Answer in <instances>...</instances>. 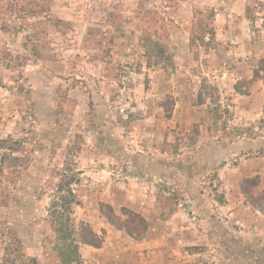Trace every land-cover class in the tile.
<instances>
[{
	"label": "rangeland",
	"instance_id": "obj_1",
	"mask_svg": "<svg viewBox=\"0 0 264 264\" xmlns=\"http://www.w3.org/2000/svg\"><path fill=\"white\" fill-rule=\"evenodd\" d=\"M199 10L215 14L213 43L192 44ZM263 30L264 0H0V140L20 142L21 160L0 261L12 233L26 258L60 260L48 209L78 172L73 221L104 238L80 245L83 264H264V216L241 190L259 176L264 196V109L248 79ZM158 44L170 60L150 67ZM106 206L116 222L143 216L144 238Z\"/></svg>",
	"mask_w": 264,
	"mask_h": 264
},
{
	"label": "trees",
	"instance_id": "obj_2",
	"mask_svg": "<svg viewBox=\"0 0 264 264\" xmlns=\"http://www.w3.org/2000/svg\"><path fill=\"white\" fill-rule=\"evenodd\" d=\"M214 17V12L210 10H199L196 12V21L193 24L192 44H195L198 39L204 42V38L207 35L209 43L215 41ZM208 20L211 22H208ZM197 32L200 33L199 36H197ZM155 46V48L148 46L147 50L150 67L159 66L165 58L166 60H170L169 57H165L166 49H163L159 44ZM153 60L155 61L153 62ZM258 67L254 71V79H263L264 76L261 77L259 74L261 72L264 75V59L259 60ZM199 97L201 99L202 94ZM19 143L12 139L0 140V151H6L0 157V209L8 205L11 192V187L8 185L11 183L15 184L19 177L16 163L21 160L19 157L13 156V154L20 151ZM76 173L68 176L66 179H61L56 185L54 199L48 209L49 224L57 237V244L52 249V251L56 250L58 252L60 258L56 264H83L80 245L101 248L104 243L103 236H99L90 225L81 223L77 227L73 221V205L77 204L78 201L76 191L72 188L75 181L78 180ZM260 185L259 176L247 178L243 180L241 190L253 208L264 214V196L255 200L256 198L253 194V189L258 188ZM106 210L104 212L105 216L112 225H115L120 230H124L137 241L144 238L148 230V222L143 216L127 213L126 220L116 222L114 210L110 206H106ZM7 233H12V230H8ZM11 237L10 239L13 242L6 245V254L0 261V264H39L34 258H26L22 242L16 234L12 233Z\"/></svg>",
	"mask_w": 264,
	"mask_h": 264
},
{
	"label": "crops",
	"instance_id": "obj_3",
	"mask_svg": "<svg viewBox=\"0 0 264 264\" xmlns=\"http://www.w3.org/2000/svg\"><path fill=\"white\" fill-rule=\"evenodd\" d=\"M261 59H264V47L263 46H262V49L260 50V54L258 55V61ZM254 71H255L254 67L252 69L250 68V78H248L250 80V101H253L251 104V107L253 108L255 112L262 113L264 109V84H263V81H261L260 79H254ZM243 96L248 97V95H245V94ZM227 207H229L228 204L226 205V207L222 205L220 208L227 209ZM244 209L247 210L249 209V207L245 205ZM228 211H229L230 217H234L236 220H238L240 216V212L243 211V208L234 209L231 207L229 208ZM256 213H258V211H256ZM262 216H264V214ZM96 249H99V248H96Z\"/></svg>",
	"mask_w": 264,
	"mask_h": 264
}]
</instances>
